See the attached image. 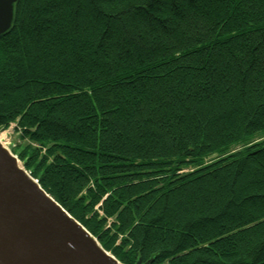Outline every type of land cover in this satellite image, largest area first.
<instances>
[{
	"label": "trees",
	"instance_id": "trees-1",
	"mask_svg": "<svg viewBox=\"0 0 264 264\" xmlns=\"http://www.w3.org/2000/svg\"><path fill=\"white\" fill-rule=\"evenodd\" d=\"M12 10L0 131L41 189L122 264H264V0Z\"/></svg>",
	"mask_w": 264,
	"mask_h": 264
},
{
	"label": "water",
	"instance_id": "water-1",
	"mask_svg": "<svg viewBox=\"0 0 264 264\" xmlns=\"http://www.w3.org/2000/svg\"><path fill=\"white\" fill-rule=\"evenodd\" d=\"M15 1L0 0V33ZM106 252L0 141V264H122Z\"/></svg>",
	"mask_w": 264,
	"mask_h": 264
},
{
	"label": "rangeland",
	"instance_id": "rangeland-1",
	"mask_svg": "<svg viewBox=\"0 0 264 264\" xmlns=\"http://www.w3.org/2000/svg\"><path fill=\"white\" fill-rule=\"evenodd\" d=\"M260 133H257L255 136L251 137V141L260 140L261 138H263L264 133L263 134H260ZM0 139H1V142L3 143V145L8 150L12 149L15 144H18L21 142V139H19V132L15 130L13 124L10 127H8V129H2L0 131Z\"/></svg>",
	"mask_w": 264,
	"mask_h": 264
},
{
	"label": "bare ground",
	"instance_id": "bare-ground-1",
	"mask_svg": "<svg viewBox=\"0 0 264 264\" xmlns=\"http://www.w3.org/2000/svg\"><path fill=\"white\" fill-rule=\"evenodd\" d=\"M0 141H1V139H0ZM107 253V252H106ZM107 255L109 256V257H111V259L114 261V262H116V263H118L117 261H116V259L114 260V258L110 255V253H107ZM119 264V263H118Z\"/></svg>",
	"mask_w": 264,
	"mask_h": 264
}]
</instances>
